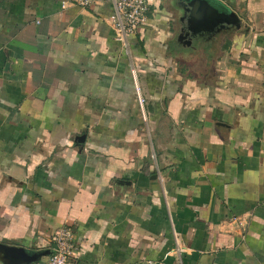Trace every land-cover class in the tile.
I'll return each mask as SVG.
<instances>
[{"label": "crops", "instance_id": "crops-1", "mask_svg": "<svg viewBox=\"0 0 264 264\" xmlns=\"http://www.w3.org/2000/svg\"><path fill=\"white\" fill-rule=\"evenodd\" d=\"M71 1L0 0V245L46 264L69 226L79 264H264V0H212L238 25L188 43L148 0L126 49Z\"/></svg>", "mask_w": 264, "mask_h": 264}, {"label": "built area", "instance_id": "built-area-1", "mask_svg": "<svg viewBox=\"0 0 264 264\" xmlns=\"http://www.w3.org/2000/svg\"><path fill=\"white\" fill-rule=\"evenodd\" d=\"M71 3L81 9L108 5L111 9L108 23L124 49L129 36L143 31L150 12L148 0H72ZM139 102L143 103L140 97ZM77 252L74 231L69 226H62L54 234V247L46 264H79Z\"/></svg>", "mask_w": 264, "mask_h": 264}, {"label": "water", "instance_id": "water-1", "mask_svg": "<svg viewBox=\"0 0 264 264\" xmlns=\"http://www.w3.org/2000/svg\"><path fill=\"white\" fill-rule=\"evenodd\" d=\"M179 6L183 11L181 22H187L179 35V40L182 43H188V39H192L195 31L198 33L202 30H211V28L204 26L212 20L216 22L219 19L225 24L238 25L236 15L226 9L222 12L212 0H180ZM0 252L3 253L6 259L26 264H32L39 259V255L6 245H0Z\"/></svg>", "mask_w": 264, "mask_h": 264}, {"label": "rangeland", "instance_id": "rangeland-1", "mask_svg": "<svg viewBox=\"0 0 264 264\" xmlns=\"http://www.w3.org/2000/svg\"><path fill=\"white\" fill-rule=\"evenodd\" d=\"M204 35H205V33H203V34L201 35L199 32L197 33V32L195 31V32L193 33V35H192V36H193L192 39H193L194 41H196L199 37H203Z\"/></svg>", "mask_w": 264, "mask_h": 264}]
</instances>
